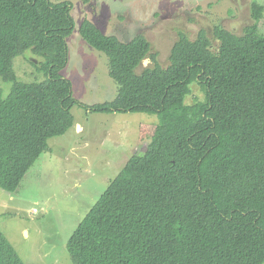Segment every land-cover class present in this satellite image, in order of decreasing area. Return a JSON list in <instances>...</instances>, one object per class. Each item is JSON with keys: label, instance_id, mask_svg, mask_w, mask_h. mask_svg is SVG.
<instances>
[{"label": "trees", "instance_id": "1", "mask_svg": "<svg viewBox=\"0 0 264 264\" xmlns=\"http://www.w3.org/2000/svg\"><path fill=\"white\" fill-rule=\"evenodd\" d=\"M69 0H0V187L14 192L48 140L74 125L62 70L75 22ZM241 34L184 32L163 66L143 34L123 41L84 19L83 38L108 57L118 85L93 112H144L159 122L70 235L74 264H264V4ZM31 50L41 80L21 81ZM146 58L153 65L138 70ZM34 64L37 62H33ZM193 83L205 100L187 103ZM80 104V103H79ZM0 264H26L0 230Z\"/></svg>", "mask_w": 264, "mask_h": 264}, {"label": "rangeland", "instance_id": "2", "mask_svg": "<svg viewBox=\"0 0 264 264\" xmlns=\"http://www.w3.org/2000/svg\"><path fill=\"white\" fill-rule=\"evenodd\" d=\"M69 1L75 26L67 38L68 62L62 73L71 80L72 95L78 102L71 109L74 125L48 140V150L16 191L0 187V230L26 264H74L67 249L70 235L130 156L146 149L159 122L156 114L93 112L81 105L111 101L118 94L107 55L81 35L83 20H91L105 34L123 41L145 35L163 66L169 64L171 47L180 32L195 39L205 29L217 45L216 25L241 34L254 23L253 0ZM257 1L264 4V0ZM259 28L264 32V17ZM40 60L31 50L17 56L18 79L44 78L36 68ZM151 65L152 59L146 58L138 70ZM0 88L7 96L11 83L0 78ZM191 88L187 103L205 100L201 84L193 83Z\"/></svg>", "mask_w": 264, "mask_h": 264}]
</instances>
